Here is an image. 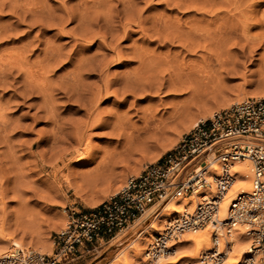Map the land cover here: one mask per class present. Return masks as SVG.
<instances>
[{"label":"rangeland","instance_id":"obj_1","mask_svg":"<svg viewBox=\"0 0 264 264\" xmlns=\"http://www.w3.org/2000/svg\"><path fill=\"white\" fill-rule=\"evenodd\" d=\"M13 1L15 0L12 2L11 0H0V70H3L0 72L1 248L6 246L7 250H12L14 247L10 248V245L18 243L17 245L18 247L20 245L21 249L40 251L50 255L53 249L54 234L66 228L72 213L87 212L116 194L128 178L137 176L146 165L159 160L177 144L183 134L189 132L198 122L209 118L212 113L248 98H264V0H197L198 2L192 0L196 5L202 6V9L201 6H197L198 10H193V8L186 10L181 6L179 8L176 5L180 4L174 3L175 0H134L133 6L135 5L136 11L128 15L134 14L130 17H133L131 18L133 21L138 22L137 12L140 13L141 19L147 22V25L146 23L142 24L143 27L145 26L147 28L145 30L151 34L146 32L148 34L145 37L137 30L136 26L132 25L126 40L118 39L112 43L107 41L106 44H103L105 47L101 46L97 40L96 43H87L85 40L88 35L85 36L86 38L84 37L85 39L78 38L80 37L78 33H82V31L76 28L78 26L76 25L77 18L74 20L75 22L67 19L64 25L60 24L62 26L56 27L58 25L56 23L57 25L53 27L56 20L49 23L48 26L46 23L48 14L45 12L47 15L45 18L46 15L42 11L43 8L44 11L50 12L48 19L52 13V18L62 15L64 23L63 14L66 11L68 12L70 9V14L75 13L74 10L82 11L79 9L85 6V2L95 4V0H16L14 4ZM24 1H27L26 7L30 2L34 3L35 7L32 5L28 8V10L35 8L30 10L31 13L27 12V8L24 7ZM103 1L99 5L103 4ZM20 2H23L24 5L22 6ZM82 2L84 3L81 4ZM108 2L110 3L109 11H107L109 9ZM108 2L104 3L105 6L104 4L102 7L96 6L100 12L96 10L97 8L96 11L91 10V13H95V15L97 13L95 24L98 26L92 23L95 27L91 28L89 34H103V17L110 14V16L116 17L118 12L123 17L127 7L123 11V5L119 4L117 0ZM15 5L17 7L14 8ZM79 5L81 6L79 7ZM38 6L39 9H36ZM106 6L108 7L105 8ZM103 8L104 10H101ZM61 9L66 11L62 12ZM25 11L29 15H33L32 18ZM112 11L116 13L114 14ZM108 12L109 15H107ZM244 14L248 17H245ZM90 16L93 18V15ZM65 17L67 18V16ZM152 17H157V21L155 19L157 23L160 19L159 23H161L158 24L160 28L162 24V28L166 25L164 24L165 20L170 23H167V27L179 24L178 26H184L185 29L182 28L185 31L189 26L191 29L195 25L198 35H203V39H200V47L193 54L186 52L176 43L171 45L167 41L162 42L161 39L158 42L155 39L156 34L154 35V31L152 32V28L150 29L152 25V22L149 23L150 19L154 22ZM123 24H125L124 19L112 28L119 30V26H123ZM155 27L158 28L156 24ZM164 28L166 29V27ZM71 30L74 35L77 34V41L72 42L71 38L74 35L68 34ZM204 36L207 39H204L206 38ZM153 38L154 41H152ZM114 42L119 44L124 53H130L133 47H136L148 52H155L154 55L158 58L161 55V59L169 56L167 59L171 60L174 57L172 61L176 60L177 62H170L172 64H168L169 68L168 65L161 64L162 67H160L161 65H151L156 68L159 66L157 71L159 68L162 72L165 70L162 73L163 76L170 72H173V75L177 73L179 79H175L177 77L175 75L172 78L178 80L177 83H181L180 88L167 89L166 80L165 88L160 91L151 90L147 93L137 92L133 96L117 95L106 99L101 98L95 104V107L98 106V110L95 107V109L92 108L96 112L89 111L86 117L85 112L88 104L81 108L72 100L69 101L68 96H63L62 93L60 94L61 91L56 90V87L67 80L70 83L71 75L68 76V73H73V65L50 67L46 70L45 75L42 72L45 70L39 67L43 62L44 57H41L44 56V50L49 49L48 45H52L51 47L54 45L55 48L61 46L58 49L61 50L64 58L73 56L74 51L76 53V56H73L75 61L81 58L91 60L90 57L93 60L94 56H97L101 61L104 56L101 54L106 53L107 56L111 54L107 51L106 45L111 43L114 46ZM46 44L48 45L46 46ZM75 49H78V52ZM17 55H21L19 58L24 59L19 60ZM85 57L87 58L85 59ZM106 59L103 60L105 64ZM135 61L132 60L130 63L124 64V67H112L109 64L105 76L109 75L108 79L118 81L124 77V72H130L138 67V63ZM37 64L39 65L37 66ZM75 64L74 62V66ZM28 71L37 76L35 83L37 81L38 85L40 79L47 78L48 82L45 84L51 85V88L47 85L50 96L48 94L44 96L39 91L38 93L37 88L29 83L28 79H25ZM39 71L44 75L43 77ZM85 73L82 72V77L79 78L83 79V86L84 84L86 87L91 85V88L95 89L102 85V80H98L96 75ZM65 76L68 79L62 82ZM116 88L118 86L114 85L111 90ZM86 97L92 98V96ZM86 97H83L82 103L84 100L85 104L88 103L86 101L89 100L85 99ZM48 100L49 102H47ZM92 102L89 103V107H92ZM49 108L55 112L53 118L56 119V123L57 121L61 122L59 123L62 125L60 131L56 123H53L54 119L50 120L51 116L46 114L45 109ZM94 118L99 121L94 123ZM90 123L92 127L89 128ZM57 128L59 132H57ZM113 128L116 131L111 132ZM54 132L57 134L55 133V135ZM54 135L58 139L60 136V139L64 137L67 142L64 144L61 142L58 145L51 143L54 140L51 139L54 138ZM71 137L80 138L81 146L78 147L71 143L74 140ZM71 147H75V149ZM76 149L84 151L86 155L77 157V153H72L77 151ZM135 226L129 227L112 240L102 243L93 252L83 254L82 258L70 264H124L125 260L129 264H153L155 262H157L156 264H190L192 262L191 258L185 257L188 253L180 248V244H174L176 247L172 256L158 258L153 263L149 258H145L148 245L153 242L154 235L160 231L152 233L149 237L151 240L144 242V254L141 258H126L129 254L131 255L128 251H125L126 254L123 252L125 258H122L123 255L117 256L129 239L139 235L137 229L143 232L146 230L147 224L145 222ZM18 247L15 246V248ZM6 252L2 251L0 256ZM230 261L231 259L228 258L226 263Z\"/></svg>","mask_w":264,"mask_h":264},{"label":"built area","instance_id":"obj_2","mask_svg":"<svg viewBox=\"0 0 264 264\" xmlns=\"http://www.w3.org/2000/svg\"><path fill=\"white\" fill-rule=\"evenodd\" d=\"M239 163L248 165L249 191L228 196ZM174 202L189 209L165 220L147 248L150 262L172 256L183 235L211 225L205 258L225 264L232 243L222 234L239 228L250 238V253L241 264H264V98H248L212 113L159 160L128 178L116 194L87 212L72 213L66 228L54 234L50 255L17 250L0 256V264H70L132 227L146 212V218L155 219Z\"/></svg>","mask_w":264,"mask_h":264},{"label":"bare ground","instance_id":"obj_3","mask_svg":"<svg viewBox=\"0 0 264 264\" xmlns=\"http://www.w3.org/2000/svg\"><path fill=\"white\" fill-rule=\"evenodd\" d=\"M20 1H22V0H20ZM87 1V0H86ZM97 1H100V0H95V4L96 3H98L97 5H95V4H91V2L90 3H88V1L87 2H82L81 4H85V6L83 7H81L82 9H79V10H82V11H75L74 10V12L75 13H72V14H70V12H69V10H68V12L66 11H62L63 9H61V11L62 12H65V14H63L64 15V19H65V22L63 23L62 22V15L60 16V15H58L57 17L55 16V18H52V14H50L51 16H50V19H51V21H50V19H48V17H49V13L47 12V11H44V9L42 8V11L44 12L43 14H45V12L48 14V17H47V15L45 16V18L47 19V21L48 22H46L47 24H48V26H49V23L51 24L52 22H55V20H56V22L52 25L53 27L54 26H56L57 24L56 23H58V25L56 26V27H60V26H62V25H64L66 22H67V19L68 20H70V21H74L76 18V25H78L76 28L77 29H79L80 31H82V33H78V36H80V37H78V38H83V39H85L87 36L86 35H88V38H86L87 40H85V41H87V43H89V44H91V43H96L97 41H99V43H101V46L103 45V44H106V42L108 41V42H111L112 43V41H115V40H117L118 41V39L119 40H126L127 39V36H128V32L130 31V29H131V26L133 25V26H136V28H138L137 30H139L140 32H141V34H143V36L145 35V37H146V35L149 33L148 32V30H145V29H147L145 26L143 27V25L142 24H144V23H146V25H147V22H145V21H143V19H141V16H140V13H138L137 12V14H138V18L137 19H139V21L138 22H135V21H133V19H131V18H133V17H130V16H133V15H128L129 13L131 14V12L132 13H134L135 11H136V9H135V5L133 6V4H135L134 3V0H117V2L119 3V4H122L123 5V11H125V9H126V7H127V9H126V11H128L127 13H126V11H125V13H124V15H123V17H121V13L120 12H118V15H115L116 17H112V16H114V15H112V16H110L111 14L108 12L107 13V15H109V16H107V17H103V20H104V22H103V29H104V31H103V34H99V33H97V34H95V35H91V33L89 34V32H91V30L93 29L92 27L94 26V24H95V22H97V21H95V19H96V15H97V13H96V15H95V13L93 14V13H91V10L92 11H98V9L99 8H97L96 6H98L99 4H100V2H102V0L100 1V2H97ZM104 1H106V0H104ZM103 1V4L104 3H107V2H104ZM142 1V0H141ZM189 1V0H188ZM195 1V0H194ZM11 2H12V0H11ZM16 2V0L15 1H13V4ZM18 2V1H17ZM27 1H24V4L26 3ZM30 2V1H29ZM176 2V4L177 3H179L180 5H176V6H178L179 8H180V6H181V8L183 7H185L184 9H188V8H193V10L194 9H196V10H198L197 8V6H201V5H196V3L195 2H193L192 0L191 1H189V2H187L186 0H175L174 1V3ZM196 2H198L197 0H196ZM91 6V7H87V6H89L88 4ZM17 4H19V3H17ZM20 4L23 6L24 4H23V2L21 3L20 2ZM19 4V5H20ZM28 4V3H27ZM30 4H31V2H30ZM28 4V7H26L27 5L25 4L24 5V7H26L27 9L26 10H28V8H30L29 6H32V5H34V3L33 4ZM87 4V5H86ZM102 3H101V5H99L98 7H102V5H103ZM108 4V6H109V9L107 10V11H109L110 10V3L108 2L107 3ZM203 5H204V3H202ZM206 4V6H207V3H205ZM209 5H210V3H208ZM12 5V4H11ZM93 5V6H92ZM106 4H104V6H105ZM193 5H195V6H193ZM81 5H79V7H80ZM103 6V7H104ZM108 6H106L105 8H107ZM215 6V5H214ZM10 7V6H9ZM12 7H13V5H12ZM15 7H17L16 5L14 6V8ZM32 7H35V5L34 6H32ZM41 7V6H40ZM43 7V6H42ZM196 7V8H195ZM211 7V6H210ZM11 8V7H10ZM97 8V9H96ZM113 8V7H112ZM111 8V9H112ZM135 10H134V9ZM31 9H33V8H31ZM31 9H29L27 12H30L31 13ZM35 9V8H34ZM33 9V10H34ZM36 9H39V6L36 8ZM45 9H47V8H45ZM94 9V10H93ZM96 9V10H95ZM201 9H202V6H201ZM17 10H18V8H17ZM41 10V9H40ZM48 10V9H47ZM77 10V9H76ZM101 10H104V8L103 9H101ZM114 10V9H113ZM189 10V9H188ZM195 10V11H196ZM15 11H16V9H15ZM38 11V10H37ZM37 11H35V12H37ZM50 11V10H49ZM106 11V12H107ZM200 11V10H199ZM14 12V11H13ZM26 11H25V13H27ZM33 12V11H32ZM73 12V11H72ZM77 12V13H76ZM98 12H100V10L98 11ZM102 12V11H101ZM111 12V11H110ZM113 12V11H112ZM38 13V12H37ZM89 13H90V15H93V18H91L92 16H90L89 15ZM104 13V12H103ZM102 13V14H103ZM114 14L116 13V12H113ZM28 14V13H27ZM34 14V13H33ZM99 14V13H98ZM101 14V13H100ZM106 14V13H105ZM15 15V14H14ZM24 15V14H23ZM29 15V14H28ZM36 16H38L39 14H35ZM42 15V14H41ZM56 15V14H55ZM104 15V14H103ZM244 15H246V14H244ZM30 16V18H32V16H31V14L29 15ZM28 16V17H29ZM35 16V17H36ZM40 16V15H39ZM43 16V15H42ZM41 16V17H42ZM60 16V17H59ZM65 16H67V18L65 17ZM95 16V17H94ZM216 16V15H215ZM35 17H33V18H35ZM44 17V16H43ZM162 17V16H161ZM217 17V16H216ZM245 17H248L247 15L245 16ZM250 17V16H249ZM37 18H39V17H37ZM116 18V19H115ZM143 18H144V16H143ZM157 17H155V18H153L152 17V20L154 19V22L153 21H151V19H150V21H149V23H151L152 22V25H151V27H150V29L152 28V32L154 33V35L155 36H157L155 39L156 40H158V42H160L159 40L161 39V41L162 42H168L169 44H177L179 47H181V48H183V50H185L186 52H190V53H193L194 54V52H195V50L196 49H198L199 47H200V39H203V35H201L202 36V38H200L201 36L200 35H198L199 33H197V31L198 30H196L197 29V27L195 28L194 26H192V28L190 29V26L188 27V28H186L187 30L185 31L184 29V26L183 25H180V26H178L177 24H173V25H168L169 27H167L166 25H167V23H169V22H167V20H165L166 21V23L164 22V24H166V25H164V27H166V29L164 30L163 28H162V25H161V28L158 26V24H160L159 23V20L160 19H158V23L156 22L157 21V19H156ZM160 18V17H159ZM215 18V17H214ZM46 19H44V18H42V20H45L46 21ZM64 19H63V21H64ZM94 19V20H93ZM122 19H124L125 20V24H123V26H119L120 27V29L118 28V27H116V28H118L119 30H117V29H115V28H112V27H114V25H117L119 22H121V20ZM155 19H156V21H155ZM162 19H163V17H162ZM220 19V18H219ZM243 19V18H242ZM246 19V18H245ZM25 20V19H24ZM102 20V21H103ZM114 20H117L118 22H116L115 23V21ZM147 20V19H146ZM164 20H162V21H164ZM44 21V22H45ZM50 21V22H49ZM98 21H99V17H98ZM113 21H114V25L112 24L113 23ZM148 21V20H147ZM214 21V20H213ZM43 22V23H44ZM75 22V21H74ZM77 22H78V24H77ZM100 22V21H99ZM243 22H244V19H243ZM42 23V22H41ZM45 23V24H46ZM92 23H94V24H92ZM39 24V23H38ZM60 24H62V25H60ZM98 24H100V23H98ZM110 24H112L111 26H110ZM155 24L157 25V27L158 28H156L155 27ZM170 24V23H169ZM227 24V23H226ZM225 24V25H226ZM36 25V24H35ZM96 26H98L97 24H95ZM109 25V26H108ZM192 25V24H191ZM224 25V26H225ZM187 26H188V24H187ZM228 26V25H227ZM30 27H31V25H30ZM95 27V26H94ZM101 27V26H100ZM149 27H148V29H149ZM184 29H183V28ZM74 28V27H73ZM76 28H74V30H76ZM92 28V29H91ZM230 28H232V27H230ZM63 29V28H62ZM99 29H101V28H99ZM113 29V30H112ZM114 29H115V32H114ZM198 29H200V28H198ZM233 29H234V26H233ZM61 30V29H60ZM220 30V29H219ZM61 31H63V30H61ZM73 30H71V32L69 33L68 32V34H73L74 35V32H72ZM101 31H102V29H101ZM150 31V30H149ZM221 31V30H220ZM146 32H148L147 34H146ZM207 32V31H206ZM218 32V31H217ZM224 32V31H223ZM75 33H76V31H75ZM130 33V32H129ZM202 33V32H201ZM219 33V32H218ZM151 33H149V35H150ZM220 34H222V33H220ZM77 34H75L72 38H71V40L73 39V41L72 42H74V41H77V36H76ZM91 35V36H90ZM210 35V34H209ZM86 36V37H85ZM152 36V35H151ZM200 36V37H199ZM206 36H207V34H206ZM206 36H204V37H206ZM85 37V38H84ZM149 38H150V36H148ZM108 38H110L109 40H108ZM115 38V39H114ZM154 38H153V40L152 41H154ZM204 39H207V37L206 38H204ZM211 39V38H210ZM79 40V39H78ZM97 40V41H96ZM148 40V39H147ZM155 40V41H156ZM81 41V40H80ZM96 41V42H95ZM83 42V41H82ZM75 43H80V42H75ZM85 43V42H84ZM109 44V45H106V48H107V51L108 52H110L111 54H112V56H110L109 54V56H107V54L105 55L104 53L103 54H101L102 56V59H101V61L99 60V58L97 57V56H94V58H93V60H92V57H90V59L91 60H84L83 58H81V59H79L78 61L76 60L75 61V59H73V56L76 54V53H74V51H73V56H71V57H68V58H64V56L61 54V50L60 49H58V48H60V47H54V45H53V47H51L52 45H48V44H46V46L48 45L49 46V49H46V50H44V56H42L41 58H43V62H41V64L39 65V64H37V66L39 65V67L41 68V69H44L45 71H42V72H44L43 74L45 75V73H46V70L48 69V68H50V67H55V66H58V65H61V67L62 66H64V65H73V67H74V71H73V73H68V76H70V78H69V81H70V83L68 82V78L66 79V76H65V79H62L63 81L62 82H64V80H67L65 83H62V85H60L59 87H56V90H58V92L59 91H61L60 92V94L62 93L63 94V96H68V100L70 101V100H72L74 103H76V104H78V106H80L81 108L82 107H85L87 104L89 105V103L91 102V101H93L92 102V107H89L88 105H87V111H86V109H85V115H86V117H87V115L89 114V111H93L95 108L97 109V107L98 106H96L95 107V104H97V102H99L100 101V99L101 98H109L110 96H117V95H121V96H128V95H131V96H133L135 93H137V92H139V93H147V92H149V91H151V90H157V91H160V90H162L163 88H165V82H166V80H167V83H166V87H167V89L168 88H173V89H176V88H180V85H181V83L179 84V83H177L178 82V80L176 81L175 79L176 78H178L179 76H177V73H176V75L175 76H177V77H175V79H173L172 78V76H174L172 73L173 72H170V73H167L166 74V76H163L162 75V73L163 72H165V70H163V72H162V70L160 71L159 69H158V71L156 70L159 66H157V68L155 67V66H153V65H165V66H167L168 64H172L173 62H175V61H172V59L174 60V57H172V59L170 60V59H167V57H169V56H167V57H163L162 56V58H164V59H161V55L159 56V58H158V56L156 57L154 54H156L155 52H148V51H145V50H143L142 48H134L133 46V50H132V52L130 51V53H128V52H126V53H124V50H122V48H120V46H119V44H115V42H114V46L112 45V44ZM108 44V43H107ZM83 45V44H82ZM56 46V45H55ZM77 46V45H76ZM81 46V45H80ZM85 46V45H84ZM84 46H82V47H84ZM50 47H51V50H50ZM89 47V46H88ZM103 47H105L104 45H103ZM80 48V47H79ZM85 48V47H84ZM87 48V47H86ZM25 49V48H24ZM62 49V48H61ZM82 49V48H81ZM132 49V48H131ZM49 50V51H48ZM76 50V49H75ZM78 50V49H77ZM76 50V51H77ZM80 50V49H79ZM84 50V49H83ZM105 50V49H104ZM46 51V52H45ZM106 51V50H105ZM42 53H43V51H41ZM78 52V51H77ZM82 52V51H81ZM81 52H79V53H81ZM84 52V51H83ZM82 52V53H83ZM107 52V53H108ZM128 53V54H127ZM43 55V54H42ZM66 55V54H65ZM72 55V54H71ZM154 55V56H153ZM21 55H17L16 57L20 60H23L24 58H19ZM67 56V55H66ZM70 56V55H69ZM76 56V55H75ZM79 56V55H78ZM97 57V58H96ZM106 57H107V59H106ZM110 57V58H109ZM75 58V57H74ZM87 57H85V59H86ZM89 58V57H88ZM109 58V59H108ZM83 59V60H82ZM94 59H96V60H94ZM105 59L107 60L106 61V64L105 63H103V60L105 61ZM176 59V58H175ZM41 60V59H40ZM98 60V61H97ZM132 60H136L135 62H137L138 63V67L137 68H134L133 70H129L130 72H124L125 73V75H124V73H123V75H124V77L118 82V81H116L115 79H108V77H109V75H108V77H107V75L105 76V74H106V70H107V67H108V65L110 64L112 67H114V66H125L124 64H128V63H130ZM170 60V61H169ZM17 62H19L20 63V61H17ZM16 62V63H17ZM22 62V61H21ZM74 62L76 63L75 64V66H74ZM153 62H156V63H153ZM170 62H172V63H170ZM177 62V61H176ZM16 63H14L15 65H17ZM18 63V64H19ZM151 64H153V65H151ZM177 64V63H176ZM162 65L160 66V67H162ZM18 67H19V65H17ZM21 68V67H20ZM38 68V67H37ZM168 68H169V65H168ZM39 69V68H38ZM173 70V69H172ZM1 71H3V70H0V72ZM49 71H50V69H49ZM108 71H109V69H108ZM174 71V70H173ZM40 73H41V71H39ZM82 72H86L85 74H91L92 76H97V78H98V80H102V85L101 86H99L98 88H95V89H92L91 88V85H89L90 87H88V85H87V87H86V84H84V86H83V83H82V81H83V79L81 80V79H79V78H81L82 77ZM27 73V77H25V79H28L30 82L29 83H32L36 88H37V92L39 91V92H41L44 96H47V94H48V88H47V85L48 84H45L46 82H48V81H46L47 80V78L44 80H41V82H40V80H39V85L38 84H36L37 83V81H36V83H35V80H37V76H35V75H33L32 73H31V71L29 72H26ZM28 73H30V74H28ZM35 73V72H34ZM174 73H175V71H174ZM36 74V73H35ZM42 74V73H41ZM42 74V77L44 76ZM172 74V75H171ZM37 75V74H36ZM66 75V74H65ZM83 76H85V75H83ZM168 76V77H167ZM164 77H167L166 79L164 78ZM61 79H60V82H61ZM179 79V78H178ZM43 81H45L44 83H43ZM59 81H58V83H60ZM28 82H27V84H29ZM35 83V84H34ZM43 83V84H42ZM82 83V84H81ZM61 84V83H60ZM57 85H59V84H57ZM114 85H117L118 86V88H116V89H113V90H111V87L112 86H114ZM31 86V85H30ZM50 86V88H51V85H48V87ZM95 87V86H94ZM31 88V87H30ZM32 88H33V86H32ZM32 88H31V91H32ZM58 88V89H57ZM39 89V90H38ZM172 89V90H173ZM34 91V90H33ZM38 92V93H39ZM42 94H40L41 96H43ZM48 96H50L49 94H48ZM86 96H88V97H90V96H92V98L90 97V99H88ZM75 97V98H74ZM83 97H86L85 99H88L89 101H86V102H88V103H84L85 102V100H84V106L82 105L83 103L81 102L82 100H83ZM51 98V97H50ZM49 98V99H50ZM74 98V99H73ZM93 99V100H92ZM67 100V101H68ZM52 101V100H51ZM125 101V100H124ZM47 102H49V100L47 101ZM119 103V102H118ZM123 103V102H122ZM50 104V103H49ZM50 106H52V104H50ZM49 106V107H50ZM95 107V108H94ZM119 107V106H118ZM48 108V107H47ZM53 108V107H52ZM91 110H90V109ZM92 108H94L93 110H92ZM80 109V108H79ZM52 109H45V111H46V114L48 113L49 114V116H51L50 117V120L52 119V121H53V117H54V113L55 112H52L51 111ZM98 110V109H97ZM95 111V110H94ZM96 112V111H95ZM93 113V112H92ZM57 114V113H56ZM48 116V115H47ZM46 116V117H47ZM91 116V115H90ZM98 116V115H97ZM55 117H58V116H55ZM96 119L97 118H94V123L95 122H98L99 120H97L96 121ZM112 119V118H111ZM110 119V120H111ZM56 119H54V121H53V123L55 122L56 123V121H55ZM93 120V119H92ZM101 120V119H100ZM92 123H93V121H91ZM101 123H102V121H100ZM104 122V121H103ZM107 122V121H106ZM112 122V121H111ZM110 122V123H111ZM59 123H61V122H59ZM59 123H58V121H57V123H56V126L59 128V131H60V129H62L60 126H62L61 124L59 125ZM108 123V122H107ZM100 124V123H99ZM98 124V125H99ZM55 125V124H54ZM89 125V124H88ZM90 125H91V123H90ZM89 125V128L90 127H92V125L90 126ZM100 125H102V124H100ZM115 126V125H114ZM58 128H57V132H59L58 131ZM114 128H116V127H114ZM112 129V131L111 132H114V131H116V129ZM110 132V133H111ZM53 133V132H52ZM56 132H54V134H55ZM57 134V133H56ZM55 134V135H56ZM112 134V133H111ZM55 135H54V138H51V139H54L51 143H57L56 145H58L59 143H63L64 144V142H67V139H65L64 137V140H66V141H62V139H60L61 138V136H60V140L58 139V138H56L55 137ZM51 137V136H50ZM53 137V136H52ZM73 137H74V135H73ZM72 138V137H71ZM75 138H77V137H75ZM75 138H72V139H74L73 141H71V143H73L74 145L76 144V145H78V147L79 146H81V141H80V138H78V139H75ZM66 144V143H65ZM53 145V144H52ZM68 145H70L69 143H68ZM55 146V145H54ZM64 147V146H63ZM71 148H74L75 149V147H71ZM65 149V148H64ZM77 150V149H76ZM64 151V150H63ZM65 151H67V150H65ZM71 151V150H70ZM74 151V150H73ZM69 153V152H68ZM71 153V152H70ZM72 153H77V157H81V155H86L85 153H84V151L82 152V151H80V149H78L77 151H74V152H72ZM76 157V158H77ZM86 157V156H85ZM72 158V157H71ZM75 158V159H76ZM217 165H218V163H215V165H214V167L215 168H217ZM42 168V167H41ZM234 172H235V183H234V185H233V187H232V189H231V191H230V193L228 194V196L229 195H231L233 192H236L237 190H242L243 192H248L249 191V182H248V178H249V170H248V165H246V164H243V163H239V164H235V166H234ZM35 196H37V195H35ZM226 204L227 203H224L223 204V206L221 207V216H223L224 215V212H225V207H226ZM188 208L189 209V206L187 205H185V203L184 202H174V203H171L170 204V206H169V208H168V210L166 211V212H164L163 214H161L159 217H157V218H155V219H148V218H146L147 217V212L140 218V220L137 222V223H135L136 224V226H138V225H140V224H142V223H145L146 222V224H147V227H146V230H144L143 232H142V230H140V229H137V232L139 233V235H136V236H132L133 238H131V239H129V241H128V243L122 248V250H120L119 252H118V254H117V256L118 255H123L122 256V258H125V255L123 254V252H125V251H128V252H130L131 253V255L129 254V256L128 257H126V258H135V259H138V258H141L142 257V255L144 254V242L145 241H147V240H151V239H149V237H151V234L152 233H154V232H159V231H161L162 230V228H163V226H164V224H165V220L167 219V218H169L171 215H173V214H175V213H178V212H181L184 208ZM135 224L133 225V226H135ZM135 226V227H136ZM213 231V228H212V226L211 225H209L206 229H204V230H199V231H196V232H194V233H187V234H185V235H183L182 236V238H181V240L179 241V242H177V243H175V244H180V248L181 249H184V250H186V252L188 253V255H185V257H188L189 259L191 258V263L190 264H216V259L217 258H205V253H207L208 251H210V248H211V245H210V238H211V233H212V231ZM143 233V235H142V233ZM141 233V234H140ZM158 234V233H157ZM222 236H223V240H225V241H227V242H231L232 243V252L230 253V255H229V258L231 259V261L230 262H228V263H226V264H241L242 263V260H244L245 258H244V255H246V254H249L250 253V251H249V244H250V238H249V236L247 235V234H245V232L244 231H242L241 229H239V228H237V229H234V230H231L230 231V234L228 235V236H225L224 234H222ZM5 239H6V237H5ZM154 241V240H153ZM18 243H12V245H10V248L11 247H14V249H10V250H7V248H6V246L5 247H3V248H1V246H0V253L2 252V251H7L6 252V254L7 255H11V254H13V253H15L17 250H29V249H21V248H19V247H21L20 245H19V247H18V245H17ZM151 244H153V242L151 243ZM151 244H149V245H151ZM1 245V244H0ZM3 245V244H2ZM148 245V246H149ZM4 246V245H3ZM15 246H17L18 248H15ZM46 248H47V246H46ZM148 248V247H147ZM41 250H43L42 248H41ZM47 250H48V248H47ZM34 251V250H33ZM35 252H37V253H40V254H43V253H41L40 251L38 252V251H35ZM44 252V251H43ZM45 252H47V251H45ZM146 252H147V249H146V251H145V255L144 256H147L146 255ZM125 254H126V252H125ZM159 258H165V257H159ZM157 260H158V258H157ZM156 261V260H155ZM154 261V262H155ZM153 263V262H152ZM157 262H155V263H153V264H156ZM124 264H129L126 260L124 261Z\"/></svg>","mask_w":264,"mask_h":264},{"label":"crops","instance_id":"obj_4","mask_svg":"<svg viewBox=\"0 0 264 264\" xmlns=\"http://www.w3.org/2000/svg\"><path fill=\"white\" fill-rule=\"evenodd\" d=\"M82 257H83V255H82Z\"/></svg>","mask_w":264,"mask_h":264}]
</instances>
